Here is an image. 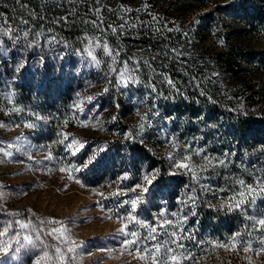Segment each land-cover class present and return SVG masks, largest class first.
<instances>
[{"label": "rangeland", "instance_id": "1", "mask_svg": "<svg viewBox=\"0 0 264 264\" xmlns=\"http://www.w3.org/2000/svg\"><path fill=\"white\" fill-rule=\"evenodd\" d=\"M176 1L146 0L157 10L167 11L173 19H180L183 16L173 9ZM198 2L203 7L196 10L207 11L215 1ZM210 18L213 19L212 16ZM231 18H223L222 22L228 25L227 30L241 29L232 24ZM233 18H238V15L235 14ZM23 36L22 43L13 44L8 34L0 40V225L13 219L31 220L34 226L47 231L60 225H41L40 221L61 222L69 229L76 248V252L71 254L74 259L66 261V264H145L132 250L133 246L125 250L124 241L133 239L126 235L127 232L136 231L143 238L148 235L149 229L126 217L131 213L143 224L158 226L168 219L161 213L169 216L176 213V216H172L174 223L180 226L182 234L192 246L190 257L184 258L179 253L181 248L169 242L168 246L174 249L172 255L177 257L179 264H264V227L256 225L254 228L249 220V217L259 219L264 214V199L242 204L236 208L238 213L229 219H218L210 208L217 198L218 207L225 209L233 191H229L227 197H220V191H216L215 195L211 191H203L207 196L205 207L212 214L210 218L197 210V204L194 209L182 204V200L197 196V191H202L201 185L214 190L219 188L202 173L198 172L200 179L197 184L189 174L172 167L173 162L169 157L179 159L183 153L177 143L180 137L171 126L175 121L180 123V120L162 113L159 101H152L160 120L159 127H155L145 112L148 104L144 96L133 99L120 111L111 102L102 99L99 91L94 92L91 99L85 100L78 97L75 85L68 88V84H59L52 78L30 75L34 64L30 58L18 57L23 52H30V37L28 34ZM243 36L241 41L253 42L264 49V36ZM205 40L206 46H213L216 50L224 46L214 35H207ZM97 43L102 45L103 39L99 37L92 50L97 58L104 61L106 55L102 48L95 47ZM74 58L67 56L66 59ZM13 60H16V64ZM18 64H23V67L14 71ZM87 74L92 75V71L88 69ZM110 77L111 73L107 70L100 86L103 87ZM261 79H264V73L256 77L244 76L239 84L245 98L255 97L254 104L248 109L243 105V100H239L245 111L253 114L264 113V84ZM233 88H229L228 92L236 90ZM36 115L47 119L37 120ZM204 119L215 130L212 139L215 144L210 146L211 140L206 139L203 131L192 127L187 134L193 140L192 149L202 148L204 155L212 152L217 159H224V153L231 154L228 160L233 158L234 153L220 144L221 132H226L229 138L235 140V144L248 137L236 136L233 127L222 120L207 116ZM29 124L34 127H28ZM130 132H135L138 141L144 144V153L133 154L127 149ZM157 133L162 135V140L153 142L151 136ZM73 139L84 145L75 155L67 147ZM99 146L104 148L97 156L99 163L75 171ZM154 157L163 161V170L155 163ZM262 157L259 155V158ZM241 162L240 159L234 161L237 165ZM192 163L200 166L205 161L193 156ZM156 169L160 172L152 184H144L143 175H150ZM162 171L170 178L157 186ZM172 172H177V175H171ZM124 176L128 178L121 179ZM136 184H142L147 191H130ZM137 196L141 199L132 212L130 203L125 202ZM193 212L195 214H191ZM9 213L21 215L13 217ZM183 216H187L184 221L181 220ZM125 225V233H121L120 229ZM171 230L158 229L157 240L169 241L164 232ZM44 240L53 247L57 244L51 236H45ZM156 243L141 239V247L151 249ZM249 244L250 249L245 251ZM39 254L40 250H34L25 257V264H30L31 258ZM11 256V253L8 256L0 253V261L16 264Z\"/></svg>", "mask_w": 264, "mask_h": 264}, {"label": "trees", "instance_id": "2", "mask_svg": "<svg viewBox=\"0 0 264 264\" xmlns=\"http://www.w3.org/2000/svg\"><path fill=\"white\" fill-rule=\"evenodd\" d=\"M213 1L209 10L202 11L196 10L203 7L198 0H177L173 9L183 18L173 19L167 11L157 10L146 0H0V40L8 34L13 44L22 43L23 34L27 33L30 52L18 57L30 58L34 64L30 75L52 78L59 84H68V88L75 85L82 99L89 100L99 91L102 99L121 111L133 99L144 96L148 104L145 112L155 127H159L160 120L152 101L158 100L162 113L180 120L171 126L180 137L177 143L183 151L193 145L187 135L192 127L203 131L206 139L211 140L210 146L215 144V130L204 116L222 120L233 127L236 136H247V140L235 144L222 131L220 144L235 156L228 160L226 168L211 166L202 172L203 177L224 189L220 197H227L236 177L252 183L254 175H264V157L259 158L264 156V113L245 111L254 104L255 97L245 98L239 86L244 76L264 73V49L240 40L243 35L264 36V0ZM235 14L238 18H233ZM226 17H232V24L241 29L228 31V25L222 22ZM207 35L216 36L223 48L206 46ZM99 37L119 55L115 59L105 56L104 61L97 58L101 61L97 68L91 65L87 50L89 41L93 45ZM67 56L76 58L66 59ZM125 65L128 75L136 81L126 86L119 76ZM88 69L92 71L90 76ZM107 70L111 77L101 87ZM229 88L236 90L229 93ZM241 99L246 108L240 105ZM151 139L162 140V135L153 134ZM126 147L133 154L146 151L135 132H130ZM208 156L215 157L212 152ZM236 159L242 161L240 165L234 163ZM154 161L162 169L163 161L155 157ZM169 178L162 171L157 186ZM196 195L197 210L209 218L210 209L218 219H229L238 213L236 208L228 211L218 207L217 198L208 210L206 194L199 190ZM164 217L174 222L172 216ZM182 243L179 253L188 258L192 246L187 239Z\"/></svg>", "mask_w": 264, "mask_h": 264}, {"label": "snow or ice", "instance_id": "3", "mask_svg": "<svg viewBox=\"0 0 264 264\" xmlns=\"http://www.w3.org/2000/svg\"><path fill=\"white\" fill-rule=\"evenodd\" d=\"M113 32L116 31L115 28L112 29ZM27 35V33H25ZM92 41H89V48L87 50V56L90 58L91 65L99 67L101 61L97 59V56L92 50ZM96 48H102L104 55L115 59L119 55L118 52H115L113 49H110L107 43L104 44H95ZM23 67V64H18L14 67V71H19V68ZM116 71V69H112ZM120 82L125 86L129 82H136L134 77H131L127 73V67L125 65V70L119 72ZM169 85H173L171 80L167 81ZM203 94V93H202ZM91 99V97H89ZM37 120H46V117H41L36 115ZM28 127H34V125L29 124ZM87 126V125H85ZM67 138V137H65ZM78 145V147H76ZM83 142L73 139L67 147L73 150V155L76 151H79L80 148H83ZM104 148L102 146L97 147L93 152L87 156L86 160L81 162L80 167H76L74 170L79 171L81 167L87 168L89 165H94L99 163L97 156L99 153L103 152ZM204 149L197 148L192 149L191 145L183 151L179 159L176 156H170L169 159L172 160V167L177 170H182L184 173L189 174L191 179L197 184L199 183V173L205 172L208 170L209 166H228L230 161L227 157L231 155L230 153H224V159H217L215 157H210L204 155ZM10 155V153H6ZM193 156H199L202 160L205 161L203 165L197 166L192 163ZM65 169H61L64 171ZM160 170H154L150 175L144 174L142 179L144 184H152L156 176L159 175ZM171 175H177V172H172ZM127 176L122 177L121 179H127ZM229 177H225L227 180ZM236 183L232 186L233 195L228 198V202L225 205L228 211H232L234 208H240L242 204L245 203H254L256 199H264V175L256 174L252 178V183H248L245 179L236 177ZM188 187L187 185L185 186ZM137 189L146 192L142 184H136L135 187L131 188L130 191L135 192ZM201 189L204 192L211 191L215 195L216 191H224L223 188L212 189L210 186L201 185ZM141 199L140 196H137L131 201H126L125 203H130L132 212L135 211L138 201ZM197 196L193 195L188 197L187 201L182 200V204L190 205L191 208H195L197 204ZM191 214H195L194 212ZM13 217L20 216V213H9ZM164 213H161L163 216ZM176 213H172V216H176ZM126 219L135 222V224L149 229L147 236L141 238L138 236L136 231L127 232L126 235L132 237L133 239H127L124 241L125 250H128V246H133L132 250L137 253V257L143 261L145 264H179L177 257L172 255L174 249L169 247V242L176 245L177 248H183L182 241L186 238L181 232L179 225L175 224L172 220L164 219L163 223L158 226H150L143 224L141 221L137 220L135 216L131 213L126 217ZM187 219V216L181 217V220L184 221ZM249 220L253 222V227L260 225L264 227V214L261 215V218L256 219L255 217H249ZM41 225H60L59 227H52L50 230H45L44 228H38L33 225L31 220H21L13 219L7 222H4L0 225V253L4 256H8L9 253L12 254L11 259L16 262V264H25V257L32 253L34 250H40V254L31 258L30 264H66V261H71L74 259V256L71 254L76 252V248L73 246L75 241L72 239L69 229L64 227L61 222L56 220L40 221ZM125 228H121L120 232L125 233ZM158 229H172L170 232L165 231L164 235L169 237V241H158L157 237L159 235ZM259 230V229H257ZM51 236L54 237L57 241L56 246H50L45 243L44 237ZM141 239L157 241V243L149 249L147 246L141 247ZM235 240V236L233 237ZM235 247V244H233ZM251 245H247L244 248L245 251L250 249ZM131 255V251H129ZM0 264H7L6 261H0Z\"/></svg>", "mask_w": 264, "mask_h": 264}]
</instances>
